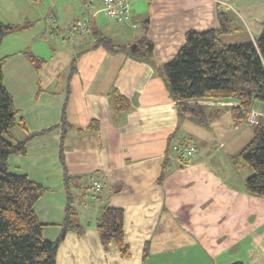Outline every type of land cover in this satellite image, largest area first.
I'll list each match as a JSON object with an SVG mask.
<instances>
[{"label":"crops","instance_id":"crops-1","mask_svg":"<svg viewBox=\"0 0 264 264\" xmlns=\"http://www.w3.org/2000/svg\"><path fill=\"white\" fill-rule=\"evenodd\" d=\"M23 1L2 0L5 16L0 20L35 26L49 10L56 24L52 27L49 20L46 27L53 43L45 38L33 42L34 55L46 60L38 72L23 54L25 35L34 26L14 32L19 37L7 40L8 52L0 47V57L12 54L2 70L16 120L36 133L25 154L8 157L9 170L46 188L33 209L47 240L60 234L65 215L64 171L78 176L71 179L77 189L84 182L90 201L100 199L95 222L87 220L86 229L70 232L75 239L67 247L62 241L56 264L61 254L66 264H125L113 246L105 250L99 242L95 223L104 206L123 209L125 241L142 245L144 259L131 264H264V197L247 193L244 180L251 169L234 160L251 140L253 123L232 124V98L189 101L207 111L220 109L208 127L179 118L161 73L183 45L186 31L218 26V10L232 23L225 42L256 39L264 23V0H128L126 24L105 17L102 0ZM84 20L86 31H69ZM145 20L153 45L148 59L93 47L99 34L119 45L135 41ZM112 91L128 100L126 109L112 105ZM63 105L67 124L61 163ZM253 109L255 123L264 125V102L255 100ZM14 134L24 136L19 128ZM190 146L194 154L184 157L181 148ZM96 181H102L101 190L88 195L87 186Z\"/></svg>","mask_w":264,"mask_h":264},{"label":"trees","instance_id":"trees-1","mask_svg":"<svg viewBox=\"0 0 264 264\" xmlns=\"http://www.w3.org/2000/svg\"><path fill=\"white\" fill-rule=\"evenodd\" d=\"M217 19L219 24L216 28L185 32L184 43L177 54L161 66L162 78L175 102L179 118L208 127L220 114V109L207 111L200 104L189 101L198 97L232 98L236 101L230 106L232 124L236 126L244 121L251 123L249 117L253 102H264V23L253 41L227 43L223 38L233 29L231 19L220 10L217 11ZM147 21L143 23V34L131 43L115 44L99 34L93 47L102 45L110 52L123 51L136 60L148 59L153 45L146 34ZM32 25L31 21L15 24L0 20V47L6 35ZM23 54L36 72L46 62L45 58L38 57L29 50H25ZM11 55L0 57V264H56L59 245L65 239L68 229L73 227L76 231L81 230L80 225L70 222L68 190L71 179L79 178L64 171L63 183L68 201L61 231L54 240L45 239L42 234L43 224L37 218L33 206L46 188L29 179L26 174L12 173L8 166V157L12 154H25L27 141L36 135L27 131L22 119L16 120L17 109L13 97L3 85L2 67ZM74 64L75 57L71 62L72 69ZM110 98L112 105L118 110L129 106L128 100L115 91L111 92ZM66 124L63 105L60 120L61 163ZM16 128L24 132L21 139L14 134ZM251 130V140L237 152L234 160L251 169L244 180L247 193L264 197V125L253 122ZM123 215L121 207L104 206L96 220L95 229L105 250L113 246L120 256L128 257L130 252L124 241ZM143 249L145 251L146 245ZM227 264L243 262L233 261Z\"/></svg>","mask_w":264,"mask_h":264},{"label":"rangeland","instance_id":"rangeland-1","mask_svg":"<svg viewBox=\"0 0 264 264\" xmlns=\"http://www.w3.org/2000/svg\"><path fill=\"white\" fill-rule=\"evenodd\" d=\"M18 1H20V4H23L24 2L23 0H18ZM69 14L71 15V11L69 12ZM4 16L5 15L3 14L2 0H0V17H4ZM49 20H50L51 26L52 27L55 26L56 23L53 22L54 18L53 16H51V13L48 10L47 17L43 21L42 19L41 21H37L35 26L33 23L32 27L33 26L34 27L33 28L31 27L32 29H34L33 32L28 31L27 33L28 35H25L27 36V39H26L27 50H29L31 53H33L32 45L36 39L42 40V38H45L48 42L53 43V39H51L50 36L47 34V29H46V27L49 24ZM42 26L44 28H42L39 31V29ZM26 30H28V28L21 30V31H26ZM15 37H19V36L13 32L11 33V35L10 34L6 35L3 38L2 43H1L2 53L4 51H7V52L9 51V47L6 45L7 40H10ZM5 45H6V48H5ZM84 185H85L84 182H80V184L78 185L79 189H77L76 187L72 185L71 182L68 184V190H69V196H70L69 197L70 222L73 224L76 223L77 225H80L81 229H86L87 220L90 221L89 223H92V224L93 222H95V217H96L95 212L99 208V201H100V199H97V198L93 201H90V197H87L83 193L82 188ZM71 231H76V229H74L73 227H70L68 229L65 241L63 240L65 242L63 243L64 245H66V247L69 246V244H71L72 241L75 239L74 234L70 233ZM132 240H135V239H132ZM124 241H125V238H124ZM125 243L128 245V251L130 252V256L124 258L125 264L135 263L138 260H142V258L144 259V254H143L141 244H138L137 242H134V241H131L130 244L127 241H125ZM58 258H59L58 264H66V261H64L63 254L59 255Z\"/></svg>","mask_w":264,"mask_h":264},{"label":"built area","instance_id":"built-area-1","mask_svg":"<svg viewBox=\"0 0 264 264\" xmlns=\"http://www.w3.org/2000/svg\"><path fill=\"white\" fill-rule=\"evenodd\" d=\"M102 14L105 17L111 18L119 24H126L129 20V11H128V0H102ZM86 20L77 24L74 29L69 31L72 34H79L86 31ZM257 112L252 109L250 113V121L253 122ZM183 156L188 157L194 154V148L192 146L187 148H182ZM102 186V181H96L91 184L88 189V194H93L95 191L99 190Z\"/></svg>","mask_w":264,"mask_h":264}]
</instances>
